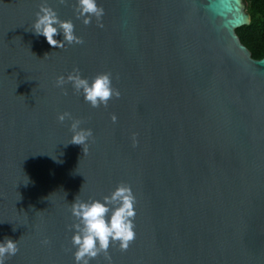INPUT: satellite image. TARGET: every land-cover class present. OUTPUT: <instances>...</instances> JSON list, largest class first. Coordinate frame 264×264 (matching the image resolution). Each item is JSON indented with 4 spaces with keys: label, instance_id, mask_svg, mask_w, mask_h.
<instances>
[{
    "label": "water",
    "instance_id": "obj_1",
    "mask_svg": "<svg viewBox=\"0 0 264 264\" xmlns=\"http://www.w3.org/2000/svg\"><path fill=\"white\" fill-rule=\"evenodd\" d=\"M44 2L83 44L34 33ZM75 3L0 0V242L19 247L5 264H75L71 203L120 183L136 239L110 246L111 264H264V56L235 32L245 1L97 0L103 27ZM76 68L110 73L120 97L92 108L71 83L65 94L56 79ZM66 111L93 131L86 155Z\"/></svg>",
    "mask_w": 264,
    "mask_h": 264
},
{
    "label": "clouds",
    "instance_id": "obj_2",
    "mask_svg": "<svg viewBox=\"0 0 264 264\" xmlns=\"http://www.w3.org/2000/svg\"><path fill=\"white\" fill-rule=\"evenodd\" d=\"M69 0H59L60 4H68ZM75 12L78 19L82 18L84 25L92 23L93 18L101 23L104 16V9L98 5L97 0H76ZM74 23L70 19H60L56 10L41 3L32 29L36 35H43L48 44L53 48H64L67 44L81 45L83 39L76 35ZM62 32L63 40L55 37ZM47 55V54H46ZM56 86L64 89L66 84L71 83L77 93H83L84 100L92 108L107 107L110 100L119 98L120 91L113 86L110 73L97 74L91 81L82 77L78 68L69 73L57 77ZM65 94L67 90L64 89ZM58 121L63 123L71 120V139L68 143L82 145L84 155L87 154L85 147L90 138L93 137L91 128H82V121L72 116L70 112H63L58 115ZM117 117L113 115L115 123ZM78 196V195H77ZM75 198L71 203L70 211L74 223L68 225L69 229H75L71 237V244L75 251L73 253L75 264H90V261L103 255L104 259L111 264L109 248L113 244L119 245L121 251H127L131 243L136 239L135 217H136V196L131 186L120 183L111 192L105 195L103 200L89 198L87 201ZM43 244L49 243L47 239ZM19 252L17 240L5 238L0 242V264Z\"/></svg>",
    "mask_w": 264,
    "mask_h": 264
},
{
    "label": "trees",
    "instance_id": "obj_3",
    "mask_svg": "<svg viewBox=\"0 0 264 264\" xmlns=\"http://www.w3.org/2000/svg\"><path fill=\"white\" fill-rule=\"evenodd\" d=\"M250 16L248 24L235 29L240 41L249 49L253 58L264 56V0H244Z\"/></svg>",
    "mask_w": 264,
    "mask_h": 264
},
{
    "label": "rangeland",
    "instance_id": "obj_4",
    "mask_svg": "<svg viewBox=\"0 0 264 264\" xmlns=\"http://www.w3.org/2000/svg\"><path fill=\"white\" fill-rule=\"evenodd\" d=\"M245 7H246V2H245Z\"/></svg>",
    "mask_w": 264,
    "mask_h": 264
}]
</instances>
